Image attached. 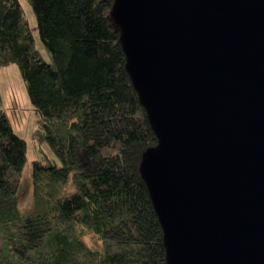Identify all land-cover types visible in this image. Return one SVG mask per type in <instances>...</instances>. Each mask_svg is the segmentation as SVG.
<instances>
[{
  "label": "trees",
  "instance_id": "1",
  "mask_svg": "<svg viewBox=\"0 0 264 264\" xmlns=\"http://www.w3.org/2000/svg\"><path fill=\"white\" fill-rule=\"evenodd\" d=\"M46 60L20 0H0V68L19 66L55 157L34 161L35 204L20 209L27 140L0 87V264H167L164 230L141 173L157 145L127 69L115 0H28ZM72 180L75 189L64 194ZM90 234L101 244L91 248Z\"/></svg>",
  "mask_w": 264,
  "mask_h": 264
},
{
  "label": "water",
  "instance_id": "2",
  "mask_svg": "<svg viewBox=\"0 0 264 264\" xmlns=\"http://www.w3.org/2000/svg\"><path fill=\"white\" fill-rule=\"evenodd\" d=\"M158 143L141 173L167 264H264V0H115Z\"/></svg>",
  "mask_w": 264,
  "mask_h": 264
},
{
  "label": "rangeland",
  "instance_id": "3",
  "mask_svg": "<svg viewBox=\"0 0 264 264\" xmlns=\"http://www.w3.org/2000/svg\"><path fill=\"white\" fill-rule=\"evenodd\" d=\"M20 1L33 30L36 46L41 51L43 57L50 61L51 55L40 37L35 11L28 0ZM0 87L3 107L8 112L15 131L24 137L28 143V159L21 176L20 209L25 213H29L33 210L35 204L33 182L34 161L40 159L44 154H47L51 158H54L55 155L46 142L40 143L33 137L37 114L29 96L26 83L16 63H11L0 68ZM74 189L75 186L71 180L63 191L64 194H70ZM84 240L91 248H98L101 244L97 238L94 239L90 234H86ZM6 243V238L3 237L0 244L1 247L5 246ZM89 263L91 264V261Z\"/></svg>",
  "mask_w": 264,
  "mask_h": 264
}]
</instances>
